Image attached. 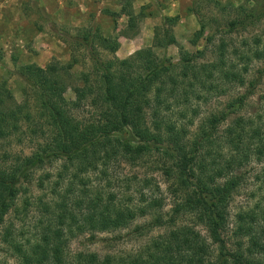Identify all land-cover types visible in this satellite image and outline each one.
<instances>
[{"label":"trees","instance_id":"1","mask_svg":"<svg viewBox=\"0 0 264 264\" xmlns=\"http://www.w3.org/2000/svg\"><path fill=\"white\" fill-rule=\"evenodd\" d=\"M259 2L263 14L236 8L238 14L228 22L227 33L246 28L261 18L258 16L264 17V0ZM200 24L194 44L205 37L206 26ZM90 38L88 35L84 40L89 43ZM253 41L252 46L247 45V51L237 48L230 51L233 47L223 41L217 48V59L205 65H196L202 52L190 54L182 49L177 65L157 62L150 50L127 60L101 64L96 68L101 72L97 90L94 85L76 88L75 101L65 97L73 64L46 68L35 63L22 66L18 74L27 86L25 95L35 98L33 104L29 99L17 102L7 83L1 84L0 228L5 230L0 234L4 243L13 248L20 264H264V226L258 220V212H240L232 220L229 210L235 192L244 181L242 172L249 160L254 157L264 163V131L243 117L229 121L228 114H215L203 121L189 147L183 142L186 125L181 128L171 120L178 106L174 104L176 110L168 114L169 102L178 94L177 101L182 97L185 111L190 93L199 85L209 89L213 83H218V88L225 84L245 85L253 60H264V35ZM166 44H177V40L166 35ZM177 66L186 78L190 72L197 73L192 74V83L182 86V90L181 82L171 77L169 71ZM260 73L259 79L251 83L254 88V83L258 85L263 76ZM87 96L89 106L95 110V116L89 120L76 114ZM237 103L245 105V97H240ZM149 111L154 117L150 126ZM131 125L143 129L144 141L135 144L134 140L123 141L111 135V129L120 131ZM14 137L19 144L31 145L28 155L11 150ZM225 151L228 153L224 154ZM149 157L165 173L169 183L173 205L168 213H163L164 199L146 196L149 193L136 191L139 201L118 202L115 195L106 198L93 185L86 188L84 179L90 175L103 176L115 162L136 167ZM56 162L62 163L59 179L66 185V197L54 203L53 208L39 199L37 204L44 206L48 216L40 222L39 235L24 243L16 241L14 226H4L8 215L21 213L16 204L24 185L31 184L36 173ZM262 177L264 183V166ZM135 178L121 176L120 182L127 185ZM139 182L145 187L148 183L146 179ZM29 201L24 204V210L31 206ZM261 213L264 224V210ZM148 214L154 217L152 221L136 227L132 233L156 229L163 233L152 237L140 254L116 259L83 252L69 257V241L76 233L129 228ZM187 216L193 220L192 225L182 223L181 219ZM198 226L206 229V237L197 230ZM232 240L235 245L230 246Z\"/></svg>","mask_w":264,"mask_h":264},{"label":"rangeland","instance_id":"2","mask_svg":"<svg viewBox=\"0 0 264 264\" xmlns=\"http://www.w3.org/2000/svg\"><path fill=\"white\" fill-rule=\"evenodd\" d=\"M259 1L0 0V85L7 83V88L17 102L22 103L24 99H29L33 104L35 98L24 93L27 86L18 74L19 69L31 63L42 68L56 64L62 66L73 64L69 71L72 78L68 81L65 97L67 100L75 101L76 88L94 85L97 90L98 77L101 75L100 71H96L97 66L115 63L117 59H130L141 51L150 50V55L157 62L166 61L168 65L180 63L181 49L190 54L200 51L203 56L197 59L196 65L212 63L217 59V48L223 41L233 47L229 48L230 51L232 49L234 51L235 48L247 51V45L252 46L255 37L264 35L263 15L258 16L261 18L256 19L255 23L240 28L235 33L228 34L226 31L228 22L238 14L236 8H243L246 12L257 10L258 14H263L258 8ZM131 18L133 20L130 26ZM202 22L206 26L205 37L194 44L192 41ZM88 35L91 36L89 43L84 40ZM166 35L174 36L177 44L167 45ZM106 40L111 42H105ZM169 71L171 77L181 82V90L182 86L189 85L194 79L192 74L195 72H190V76L186 78L180 73L178 66L170 67ZM260 72L263 76L258 85L254 83V88L251 83L259 79ZM207 87L199 85L190 93L189 101L184 106L185 111L182 110V97L177 101L179 94L169 102L171 108L168 114L176 110L173 108L174 104L178 106L171 120L176 121L181 128L186 125L183 142L187 146L193 145L195 135L203 121L215 114L226 113L229 115V121L243 117L264 131V60H253L245 85L225 84L218 88V83H213L212 89ZM240 97H245L243 106L237 103ZM89 102L87 96L83 107L76 111L80 118L89 120L95 116V110L89 106ZM151 113L152 111H149L148 126L154 119ZM111 135L123 141L134 140L135 144L144 141L146 137L143 129L137 125L120 131L111 129ZM17 141L14 137L11 150L28 155L31 152V145L19 144ZM7 146L9 142L6 143ZM227 153L228 151L224 152ZM61 164L56 162L50 168L39 171L35 174L33 182L25 184V188H22L16 204L21 213L11 212L7 217L9 220L4 225L14 226L13 235L16 236V241L24 243L39 235L40 222L46 221L48 217L44 206L37 204L39 199L53 208L54 203H59L66 197L64 194L66 185L59 179L63 173ZM156 166L154 159L150 157L136 167L124 162H115L103 176L90 175V178L84 181L86 188L93 185V189L101 191L106 198L115 195L118 202L139 201L140 195H136V191L149 193L146 196L154 195L159 200L164 199L163 213H168L172 209L173 198L169 196V183L165 173ZM263 166L264 163L253 157L243 170L244 181L235 192L229 207L232 220L237 213L255 210L258 212L259 222L264 226L260 216L264 210ZM121 176H128L130 179L137 177L140 180L135 178V181L123 185L120 182ZM143 179L148 182L147 188L143 182H139ZM80 186L82 189L83 185ZM26 201L32 204L24 210ZM153 218L152 214H148L135 220L131 227L113 232L87 231L81 235L76 233L69 241V257L83 252L95 253L101 258L116 259L138 255L145 250L152 237L163 233V230L159 229L132 233L136 227L149 223ZM181 220L184 224H193L189 216ZM3 230L5 229L1 227L0 232ZM197 230L203 236H207L206 229L202 226H198ZM1 236L3 235L0 234V264H20V259L13 248L5 244ZM233 243L235 245L234 240L229 241L230 246ZM214 248L216 249V246Z\"/></svg>","mask_w":264,"mask_h":264}]
</instances>
